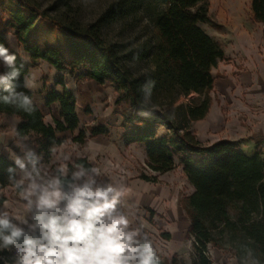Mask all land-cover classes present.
<instances>
[{"label":"rangeland","instance_id":"1","mask_svg":"<svg viewBox=\"0 0 264 264\" xmlns=\"http://www.w3.org/2000/svg\"><path fill=\"white\" fill-rule=\"evenodd\" d=\"M39 13L61 23H76L80 26L96 24L101 38L114 45L118 57L125 63L133 77H144L153 70L146 50L152 45L154 17L165 8L163 0H28ZM207 9L208 21L200 27L216 40L224 51V59L212 68L215 78L210 92L211 106L205 118L186 122L178 117L174 108L181 103H192L196 92L178 95L172 105L158 94L155 103H165L163 109L174 114L175 123L189 131L201 146H208L222 139L238 140L242 151L259 153L264 160V23L253 17L252 0H204L200 3ZM16 3L0 0L1 31L5 33L10 52L17 54L33 68L31 83L44 85L47 90H70L76 98L80 114L96 115L86 128L106 123L109 134L100 143L101 152H92L94 146L76 143L71 136L55 146L53 156L41 164L48 172H54L62 163L71 168L78 158L90 151L91 166L100 167L113 178L123 180L130 190L126 196V210L133 214L137 224L152 239L162 264H195L194 238L189 233L190 217L185 210L184 199L194 187L188 181L181 163V155L175 154V167L165 173L153 171L146 163V147L141 143H125L122 127L123 113L128 108L127 100H120L115 88L108 83L89 80L79 67L58 71L45 60L37 63L29 58L16 36L13 12ZM29 14L30 11H27ZM30 41L39 44L42 50L58 47L69 59L66 42L67 32L59 25L38 15L30 29ZM135 58L125 57L128 53ZM2 68V67H0ZM63 77L64 84H58ZM46 91V90H44ZM99 126V125H98ZM159 135L167 132L158 126ZM99 136V135H98ZM96 137V136H95ZM32 141L38 135H31ZM99 155V156H98ZM65 157H69L65 161ZM143 177H155L156 182ZM13 204L17 210L22 202L15 188L0 190V199ZM211 264H251L253 259L264 264V253H257L251 242L241 236L217 233L215 243L207 247Z\"/></svg>","mask_w":264,"mask_h":264},{"label":"trees","instance_id":"2","mask_svg":"<svg viewBox=\"0 0 264 264\" xmlns=\"http://www.w3.org/2000/svg\"><path fill=\"white\" fill-rule=\"evenodd\" d=\"M16 3L13 12L16 36L32 61L45 60L58 71L79 67L89 80L100 84L108 83L119 94L120 100L128 101L123 113L122 127L125 143H141L146 147V163L156 172L165 173L175 167L174 155H181L183 171L194 187V191L183 201L190 217L189 233L194 238L195 264H211L207 247L215 243L217 233L241 236L251 242L257 253H264V160L259 153L248 154L241 150L238 140L222 139L208 146H201L188 128L176 125L174 114L163 109L165 103H155L161 94L167 105L176 102L178 95L196 92L192 103H181L174 108L178 117L186 122L206 117L211 106L210 92L215 78L212 68L224 59L220 44L199 25L208 21L207 9L200 5L204 0H163L165 8L154 17L155 39L144 53L150 58L153 70L144 77H133L118 57L115 46L106 43L99 34L96 24L80 26L76 23H61L45 13H39L28 0H12ZM253 17L264 23V0H252ZM27 11H30L28 14ZM38 15L61 26L67 32L69 59L62 49L42 50L39 44L30 41V29L36 24ZM0 44L8 47L5 33L1 31ZM17 55V54H16ZM125 57L135 58L128 53ZM21 67V78L17 81L18 91L31 98L33 92L23 87L24 77L30 65L17 56ZM4 71L0 68V72ZM58 84H64L60 77ZM60 104L62 121L60 130H76L80 119L76 110V98L70 90H51L46 104ZM35 110L25 113L10 105L0 103V111L18 115L22 124L17 133L39 136L37 154L48 161L54 144H61L66 137H57L55 128L47 124L36 103ZM158 126L167 129L162 135ZM89 137L107 135L104 125L88 128ZM84 129L73 141L84 143ZM76 163L91 166L85 158ZM13 161L0 155V187L14 185L9 180L7 169ZM18 178V177H17ZM156 182L155 177H143ZM4 198L0 199L2 202Z\"/></svg>","mask_w":264,"mask_h":264},{"label":"clouds","instance_id":"3","mask_svg":"<svg viewBox=\"0 0 264 264\" xmlns=\"http://www.w3.org/2000/svg\"><path fill=\"white\" fill-rule=\"evenodd\" d=\"M16 61L0 44V103L31 114L33 99L17 90L23 65ZM23 87H33L27 76ZM17 137L23 155L13 153L7 171L22 207L0 205V264H162L144 225L126 210L122 179L84 163L50 173L28 137Z\"/></svg>","mask_w":264,"mask_h":264},{"label":"crops","instance_id":"4","mask_svg":"<svg viewBox=\"0 0 264 264\" xmlns=\"http://www.w3.org/2000/svg\"><path fill=\"white\" fill-rule=\"evenodd\" d=\"M24 61H26L24 59ZM37 63V61H35ZM32 70L33 68L30 66L28 73L26 74L27 77H29V80L31 79V75H32ZM31 82V81H30ZM33 84V83H32ZM33 92V102L36 103L38 105V107L40 108L42 114H43V119L44 121L49 124L52 125L55 128L56 131V136L61 138V137H66L69 138L71 136V138L73 139L75 136L78 135V133L80 132V130L84 129L87 134L89 133L87 130V126L92 124L91 121H94V118L96 115H93L91 113L86 114V113H82L80 114L79 111H77L78 117L80 119V124L78 129L76 130H60L58 128V121H62V118L60 116V104L59 102H54L50 105L46 104V100H47V94L50 90H47V88L44 87L43 83L40 85H35L33 84L32 88H28ZM46 90V91H44ZM57 92H60L58 90H56ZM76 110H77V104H76ZM22 119L18 116V115H9L5 112L0 111V155H3L5 157H7L8 159L12 160V154L15 153L17 155H23V153L20 151L19 148L16 147V141L18 139L17 137V127L18 125L22 124ZM98 125H106L105 122L100 121ZM94 126V125H93ZM34 133L29 134L28 136V140L26 141L28 143L29 147L34 148V150L36 151L37 147H38V141H39V136H38V140L37 141H32L31 139V135H33ZM105 136L103 135H99L93 138H90L88 140L87 143L91 144V146H94V150L92 152H94L95 154H100L101 152V146L100 143L104 140ZM70 140V138H69ZM64 143V142H63ZM61 143V144H63ZM78 143V142H76ZM61 144H54L52 146V152L50 155L49 160H51V157L53 156V151L55 146H59ZM90 151H86V153H84V157L87 156L90 160L91 164H94V162L90 159ZM99 156V155H98ZM48 160V161H49ZM13 188V186H7L4 188L0 187V190H3L5 188ZM17 207V206H15ZM18 209V207H17Z\"/></svg>","mask_w":264,"mask_h":264}]
</instances>
